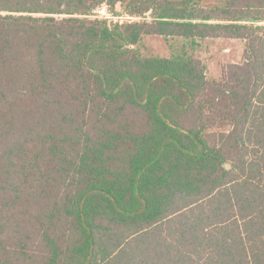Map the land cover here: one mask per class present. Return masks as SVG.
<instances>
[{"label":"trees","instance_id":"1","mask_svg":"<svg viewBox=\"0 0 264 264\" xmlns=\"http://www.w3.org/2000/svg\"><path fill=\"white\" fill-rule=\"evenodd\" d=\"M0 264H264V0H0Z\"/></svg>","mask_w":264,"mask_h":264},{"label":"rangeland","instance_id":"2","mask_svg":"<svg viewBox=\"0 0 264 264\" xmlns=\"http://www.w3.org/2000/svg\"><path fill=\"white\" fill-rule=\"evenodd\" d=\"M205 3L216 2V0H203ZM107 11L110 14H116L122 10L121 5H116L114 7H107ZM108 13V14H109ZM89 16L90 18H108L104 13H92ZM99 15V16H95ZM148 16L149 13H146ZM137 17L134 21L144 19L140 16ZM149 19V17H146ZM217 22V21H211ZM197 41L190 42L189 39H163L161 37H149L144 39L139 45V49L143 54L147 55H162L169 56L171 54H179L181 52H186L189 55H192L194 58L201 60L206 66L207 74L214 76L218 75L220 67L225 65L228 61L234 60L238 61L241 57L243 49V41L241 40H226V39H196ZM86 123L88 126L95 125L94 116L88 115L86 113ZM71 147H73L71 145ZM45 203L42 201L41 204ZM27 225V224H26ZM23 225L21 226V228ZM28 225L26 226V230ZM7 233L13 235L11 228H7Z\"/></svg>","mask_w":264,"mask_h":264},{"label":"built area","instance_id":"3","mask_svg":"<svg viewBox=\"0 0 264 264\" xmlns=\"http://www.w3.org/2000/svg\"><path fill=\"white\" fill-rule=\"evenodd\" d=\"M107 7L108 6L106 4H102L101 6L97 7L95 10H93V12L96 14L104 13L107 15L106 17H108V18H104V19L111 20L114 22H120V23L131 22V21H134L135 19H137V17H134V16L127 14L124 10H120L116 14H110L106 9ZM89 16H93V15L90 14ZM95 16H99V15H95Z\"/></svg>","mask_w":264,"mask_h":264}]
</instances>
